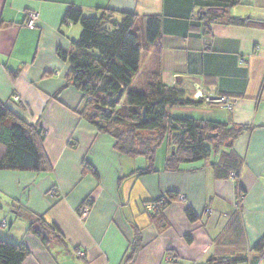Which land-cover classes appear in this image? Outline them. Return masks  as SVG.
I'll return each instance as SVG.
<instances>
[{
  "label": "crops",
  "instance_id": "0c3cea01",
  "mask_svg": "<svg viewBox=\"0 0 264 264\" xmlns=\"http://www.w3.org/2000/svg\"><path fill=\"white\" fill-rule=\"evenodd\" d=\"M204 2L0 0V103L46 134L47 169L0 171V222L7 224L0 240L27 249L23 264H126L135 230L141 248L129 264H171V257L176 264H264V247L256 248L264 241V25L212 24L205 33L197 20ZM70 6L85 17L101 9L134 14L141 26L144 17H160V37L141 50L129 90H145L154 75L189 100L233 98L229 111L204 104L172 114L245 129L231 145L241 162L235 179L210 166L218 156L165 171L171 151L164 142L151 165L115 151L89 113L82 116V95L69 85L68 63L58 56L72 52L81 32L78 25L63 23ZM28 13L37 16L32 29L25 26ZM229 14L264 22V0H239ZM5 151L0 144V160ZM160 200L166 202L159 211L161 230L151 216L158 210H149ZM17 206L32 215L17 212ZM83 208L87 213L81 217ZM188 208L194 223L185 216ZM33 215L54 225L62 241L51 237L44 246L31 235Z\"/></svg>",
  "mask_w": 264,
  "mask_h": 264
},
{
  "label": "trees",
  "instance_id": "16d2710c",
  "mask_svg": "<svg viewBox=\"0 0 264 264\" xmlns=\"http://www.w3.org/2000/svg\"><path fill=\"white\" fill-rule=\"evenodd\" d=\"M238 1L205 0V10L197 15L199 26L207 33L212 24L234 27L264 25V22L232 17L229 10ZM142 21L144 26L137 23L138 18L134 14L116 13L109 9L98 10L97 16L85 17L79 9L73 6L68 8L63 23L78 25L81 32L79 38L72 42V52L59 51L58 56L68 63L69 85L82 95L86 111L82 116L89 113L90 123L99 132L112 138L114 149L120 155L143 157L151 165L156 148L165 142L171 151L164 163L165 171L178 172L181 165L209 162L212 157L218 156L217 161L210 163V166L219 175L228 174V178L230 173H234L235 179L240 173L241 162L231 145L244 128L235 129L215 122L174 117L173 110L200 107L207 104V98L186 99L182 90L164 85L159 76H151L145 90H129L138 71L141 50L154 45L161 32L160 17H144ZM217 98L234 103L230 97ZM18 100L17 98L15 102ZM99 108L107 114H115V126L111 130L102 128L93 120V113ZM146 133L156 134L160 139L143 137ZM45 136V132L37 125L24 123L0 103V144L6 148L0 160V171L39 172L47 169L42 151V139ZM152 172L153 170L147 169L145 173ZM168 196L172 200L171 194ZM165 204L166 202L160 205V209ZM160 209L158 213L151 214L159 230L165 228L163 219L159 216ZM15 210L32 215L22 206H17ZM185 216L190 223L197 220L190 208L185 210ZM33 220L35 224L28 226V232L44 246L51 237L62 241V236L54 225L35 215ZM2 224L4 227L0 230L7 227L5 221H1L0 225ZM262 247L264 241L256 245L258 249ZM140 248L141 237L135 230L125 258L126 264L133 261ZM27 256L28 251L22 245L0 240V264H23ZM170 259L171 264H176L174 257ZM239 262L241 260L216 263Z\"/></svg>",
  "mask_w": 264,
  "mask_h": 264
},
{
  "label": "built area",
  "instance_id": "2783aa9c",
  "mask_svg": "<svg viewBox=\"0 0 264 264\" xmlns=\"http://www.w3.org/2000/svg\"><path fill=\"white\" fill-rule=\"evenodd\" d=\"M36 14L34 13H28V19L25 23V26L29 29H32L34 28L35 24H36ZM17 98H15L16 100ZM206 102L207 103H215V104H219L222 109H225V110H231L233 108V105L234 103H230L228 102L226 99H223V98H207L206 99ZM235 176L234 173H230V179L233 180V177ZM165 202L163 200H160L158 203H153L149 206V210H152V211H157L160 209V205H163ZM87 206L88 205V201L85 203ZM87 213V208H83V210L81 211V214L80 216L81 217H84ZM4 225H0V228H3Z\"/></svg>",
  "mask_w": 264,
  "mask_h": 264
},
{
  "label": "rangeland",
  "instance_id": "374dc122",
  "mask_svg": "<svg viewBox=\"0 0 264 264\" xmlns=\"http://www.w3.org/2000/svg\"><path fill=\"white\" fill-rule=\"evenodd\" d=\"M107 99V98H106ZM107 101V100H105ZM123 103V102H122ZM208 104V103H207ZM209 104H215V103H209ZM215 105H219V104H215ZM234 107V105H233ZM118 108V107H116ZM98 111H94L93 113V120H95L96 122H98L101 126H103L102 128H105L107 130H111L112 127H114L115 125V114H107L106 111L104 110H100L97 109ZM143 137H147L150 138L151 140L155 139V140H159L160 138L157 137L156 134H143ZM165 143V142H164ZM165 149V145H162L159 149H158V157L161 156V153L164 152ZM151 205V204H150Z\"/></svg>",
  "mask_w": 264,
  "mask_h": 264
},
{
  "label": "water",
  "instance_id": "95a60500",
  "mask_svg": "<svg viewBox=\"0 0 264 264\" xmlns=\"http://www.w3.org/2000/svg\"><path fill=\"white\" fill-rule=\"evenodd\" d=\"M118 97H119V94H118ZM118 97H117V99H118Z\"/></svg>",
  "mask_w": 264,
  "mask_h": 264
}]
</instances>
